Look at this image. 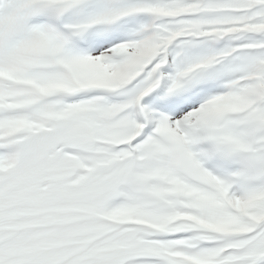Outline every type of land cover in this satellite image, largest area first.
Segmentation results:
<instances>
[{
    "label": "snow or ice",
    "instance_id": "6c2138e0",
    "mask_svg": "<svg viewBox=\"0 0 264 264\" xmlns=\"http://www.w3.org/2000/svg\"><path fill=\"white\" fill-rule=\"evenodd\" d=\"M0 264H264V0H0Z\"/></svg>",
    "mask_w": 264,
    "mask_h": 264
}]
</instances>
